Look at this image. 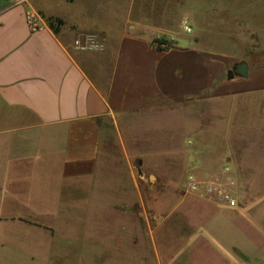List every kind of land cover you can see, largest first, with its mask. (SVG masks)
Listing matches in <instances>:
<instances>
[{
	"label": "crops",
	"instance_id": "crops-1",
	"mask_svg": "<svg viewBox=\"0 0 264 264\" xmlns=\"http://www.w3.org/2000/svg\"><path fill=\"white\" fill-rule=\"evenodd\" d=\"M30 4L46 27L32 31L26 5L0 0V205L12 206L0 223L53 239L57 201L48 216L21 202L54 183L78 188L86 211L98 191L128 228L145 227L159 264H264V64L206 47L208 21L191 10L180 21L189 18L196 37H177L158 0ZM212 20L240 30L231 37L256 28L243 8ZM84 34L104 47H76ZM242 60L248 76L229 77ZM188 174L233 178L238 205L185 194Z\"/></svg>",
	"mask_w": 264,
	"mask_h": 264
},
{
	"label": "rangeland",
	"instance_id": "rangeland-1",
	"mask_svg": "<svg viewBox=\"0 0 264 264\" xmlns=\"http://www.w3.org/2000/svg\"><path fill=\"white\" fill-rule=\"evenodd\" d=\"M160 2L168 14L169 26H174L175 30L181 33H178L177 37H196L197 28L191 33H185L180 25L184 10H191L188 14L193 16L194 20L205 18L208 21L205 29L211 41L206 47L230 54L234 58H249L251 64H264V5H249L250 2L246 0H158V3ZM183 2L188 4V9L181 4ZM241 8L256 27L252 28L256 34L252 29L247 32V35L253 36L231 37L230 35H237L240 30L208 25L215 22L210 21L211 18L223 21V18L232 17V12L241 11ZM209 9H214V14L210 13ZM212 143H215L216 151L221 148L220 141ZM217 176L219 175H212ZM38 184L37 187L36 183L31 185L35 187L31 189V202L24 199L21 207L28 206L35 211L40 210L42 216H48L45 211L49 210L51 205L54 206V200L55 203L57 201V214L55 217L50 216L56 226L54 238L52 239L47 231L31 224L24 226L19 223L18 229L11 230L7 224L0 223V264H159V260L156 261L157 248L148 230L145 227L143 230L137 227L135 232V228H128L130 219L118 217L113 213L112 205L108 201L101 204L96 198L98 191H94L96 197H92L91 207L86 211L82 204H78V188H64L54 183L51 187ZM182 190L185 193L183 187ZM106 193L109 198L111 189L106 190ZM22 194L26 195L24 191ZM8 210H12V206L5 205V210H2L0 205V213ZM125 222H128V229L123 230L126 228ZM155 237L160 240V233ZM120 240L122 248L118 247ZM158 245L160 254L166 258L167 248L161 241Z\"/></svg>",
	"mask_w": 264,
	"mask_h": 264
},
{
	"label": "built area",
	"instance_id": "built-area-1",
	"mask_svg": "<svg viewBox=\"0 0 264 264\" xmlns=\"http://www.w3.org/2000/svg\"><path fill=\"white\" fill-rule=\"evenodd\" d=\"M12 4H24L26 5V17L28 24L32 31L40 30L47 26V22L44 16L35 9L30 0H9ZM181 29L185 33H191L193 26L187 17H184L181 21ZM166 47L167 44H161ZM75 46L82 49H102L104 45L100 43L99 38L96 35L84 34L81 37H77L75 40ZM224 174L230 172L228 166L224 167ZM235 180L229 177L227 180L223 177H210L208 179H198L193 174H188L183 189L187 194L199 195L212 202H226L229 206H237L238 200L235 194L233 186Z\"/></svg>",
	"mask_w": 264,
	"mask_h": 264
},
{
	"label": "water",
	"instance_id": "water-1",
	"mask_svg": "<svg viewBox=\"0 0 264 264\" xmlns=\"http://www.w3.org/2000/svg\"><path fill=\"white\" fill-rule=\"evenodd\" d=\"M249 74V63L246 60L238 61L235 63L234 68L229 71L228 76L234 77L239 75L242 77H247Z\"/></svg>",
	"mask_w": 264,
	"mask_h": 264
},
{
	"label": "trees",
	"instance_id": "trees-1",
	"mask_svg": "<svg viewBox=\"0 0 264 264\" xmlns=\"http://www.w3.org/2000/svg\"><path fill=\"white\" fill-rule=\"evenodd\" d=\"M49 23L51 26H53L55 29L62 23L61 19H50Z\"/></svg>",
	"mask_w": 264,
	"mask_h": 264
}]
</instances>
